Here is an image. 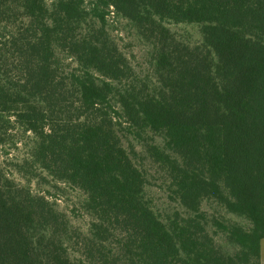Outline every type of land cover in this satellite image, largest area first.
<instances>
[{"label": "trees", "instance_id": "obj_1", "mask_svg": "<svg viewBox=\"0 0 264 264\" xmlns=\"http://www.w3.org/2000/svg\"><path fill=\"white\" fill-rule=\"evenodd\" d=\"M42 176L81 194L85 233ZM263 239L264 0H0V264H260Z\"/></svg>", "mask_w": 264, "mask_h": 264}, {"label": "rangeland", "instance_id": "obj_2", "mask_svg": "<svg viewBox=\"0 0 264 264\" xmlns=\"http://www.w3.org/2000/svg\"><path fill=\"white\" fill-rule=\"evenodd\" d=\"M113 26L116 27L114 36H116V41L120 45L122 51L129 56L131 62L135 66H142V46L134 40V37L131 35L127 27L123 28L124 26L122 22H115ZM171 28L174 32H177L178 35L188 34L191 35L192 41L196 40V30L190 26H172ZM19 137L20 135H18V138ZM26 142L27 139L24 138L21 143L17 144L15 149H10L8 146L5 147L6 151L9 153L7 157L4 156V167L19 185H23L25 183L21 180V176L15 173L13 165L20 162V160L25 157L26 147L24 144ZM152 176L153 178L150 188L152 191L153 203L158 208H161L160 210L166 209L172 205V203L169 202L163 194L164 188L161 184L162 181L159 178V175L157 173H153ZM37 179L30 182L31 191L35 194L44 196L49 203H54V209L57 212H62L74 229L77 228L81 231V233H85L90 220L82 212V210L79 209L78 202L82 199L81 194L69 186L52 182L49 177L42 176ZM68 245L70 246L69 251L72 253V256H81V258L84 259L82 256V247L78 243V240L73 238ZM263 247L264 240L261 241V250H264Z\"/></svg>", "mask_w": 264, "mask_h": 264}, {"label": "crops", "instance_id": "obj_3", "mask_svg": "<svg viewBox=\"0 0 264 264\" xmlns=\"http://www.w3.org/2000/svg\"><path fill=\"white\" fill-rule=\"evenodd\" d=\"M264 240V239H263ZM262 240V241H263ZM264 248V247H263ZM260 264H264V250L260 251Z\"/></svg>", "mask_w": 264, "mask_h": 264}]
</instances>
